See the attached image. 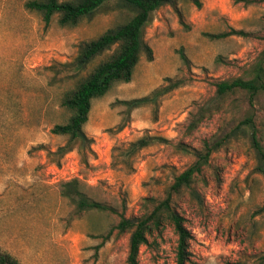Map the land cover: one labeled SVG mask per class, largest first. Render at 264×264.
Here are the masks:
<instances>
[{"label":"rangeland","instance_id":"1","mask_svg":"<svg viewBox=\"0 0 264 264\" xmlns=\"http://www.w3.org/2000/svg\"><path fill=\"white\" fill-rule=\"evenodd\" d=\"M199 1L175 0L153 12L143 34L152 58L142 53L129 82L93 100L84 126L91 149L82 155L75 148L57 165L48 152L67 138L51 127L68 116L59 100L73 82L60 63L71 61L80 41L131 13L109 0L77 26L62 27L56 16L45 26L25 0H0V247L22 264H126L129 235L115 228L120 217L149 212L194 161L183 148L225 139L247 114L246 96L230 94L188 129L212 100L215 82L245 74L263 49L264 0ZM163 86L172 87L129 113L119 102ZM253 111L264 147V95ZM245 130L225 139L196 175L197 200L186 191L175 198L191 234L187 264H264V178L253 170ZM144 134L167 141L142 148L125 164L122 150ZM71 178L109 209L77 212L59 193ZM176 240L165 223L140 246L138 264H176Z\"/></svg>","mask_w":264,"mask_h":264},{"label":"trees","instance_id":"2","mask_svg":"<svg viewBox=\"0 0 264 264\" xmlns=\"http://www.w3.org/2000/svg\"><path fill=\"white\" fill-rule=\"evenodd\" d=\"M109 0H25L26 10L39 15L47 26L56 16L57 23L62 27L77 26L84 19H90L95 12ZM200 6L199 0H190ZM243 1V0H237ZM118 7L126 9L131 15L122 23L108 28L97 37L82 40L77 45L75 56L69 62L60 63L67 77L72 78L70 87L62 91L59 104L68 112L62 122L53 124L51 132L65 136L66 142L48 154L58 165L59 159L73 149L84 155L90 150L91 139L86 135L84 126L88 121L89 112L94 99L104 96L114 85L127 83L132 79L135 66L141 54L152 58V49L144 40V28L151 20L155 10L163 5H172L175 0H115ZM232 33H242L232 30ZM225 34H222L224 36ZM110 51L104 57L96 59ZM215 94L209 103L199 107L188 129H194L197 124L211 112L218 110L223 99L238 92L243 93L250 109L240 123L228 133L225 139L243 133L245 127L250 144L255 154L253 170L264 178V147L256 137L254 127V103L264 95V47L254 63L243 75L222 79L214 84ZM172 86H163L150 93L136 98L119 100L126 106L129 113L132 109L148 103H155L160 94L166 93ZM123 123L118 124L121 128ZM221 138L214 142L204 141L201 148H183L185 152L194 155V161L184 170L174 176L166 187L164 196L157 200L153 208L139 217L121 216L115 228L118 232L128 233V249L126 264H138V252L141 245L153 232L162 229L165 223L172 225L177 235L175 248V263L187 264L190 259L189 244L191 234L185 225V219L175 207V198L187 192L190 199H198L199 193L193 186L196 175L208 163L210 155L225 141ZM166 138L144 134L130 141L122 150L123 162L128 164L130 157L142 148L154 143L164 142ZM59 193L74 205L77 212L105 211L109 207L90 197L83 189L78 178H71L60 183ZM0 264H22L18 258L0 247Z\"/></svg>","mask_w":264,"mask_h":264}]
</instances>
